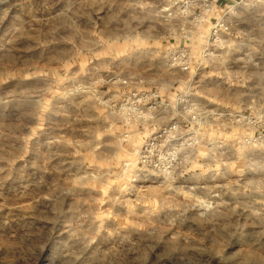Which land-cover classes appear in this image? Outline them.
Returning a JSON list of instances; mask_svg holds the SVG:
<instances>
[{"label": "rangeland", "instance_id": "1", "mask_svg": "<svg viewBox=\"0 0 264 264\" xmlns=\"http://www.w3.org/2000/svg\"><path fill=\"white\" fill-rule=\"evenodd\" d=\"M167 4L0 0V264H264V0L188 71ZM123 79L167 106L125 120Z\"/></svg>", "mask_w": 264, "mask_h": 264}, {"label": "built area", "instance_id": "2", "mask_svg": "<svg viewBox=\"0 0 264 264\" xmlns=\"http://www.w3.org/2000/svg\"><path fill=\"white\" fill-rule=\"evenodd\" d=\"M242 0H168L163 8L165 21H176L171 25L172 36L182 40L184 44L171 45L165 50L164 58L172 66L181 71H188L192 60L191 48L185 46V42L195 41L201 27L210 23L209 31L202 45L203 54L211 51V48L222 43L225 35L229 34V23L223 16L227 10L231 11ZM232 3V4H230ZM235 5V6H234ZM216 16V14H220ZM215 15V16H214ZM205 36V35H204ZM122 84L129 87L127 79ZM115 110L127 121L143 118L148 114L150 119L160 113L167 106L165 99L153 89L130 88L121 94L120 99L112 104ZM180 128V122L174 121L160 127L153 135L150 143H147L141 152V160L145 166L159 168L164 164L152 157L157 141L162 137H171ZM153 150V151H152Z\"/></svg>", "mask_w": 264, "mask_h": 264}, {"label": "crops", "instance_id": "3", "mask_svg": "<svg viewBox=\"0 0 264 264\" xmlns=\"http://www.w3.org/2000/svg\"><path fill=\"white\" fill-rule=\"evenodd\" d=\"M182 42H183L182 40H181V41H180V40L177 41L178 44H182ZM129 87H130V88H133L132 86H129ZM129 87L126 86V85H122L120 88H122L123 90H122V92L120 93V96H121L122 93H124L126 90H128ZM119 98H120V97H119Z\"/></svg>", "mask_w": 264, "mask_h": 264}]
</instances>
